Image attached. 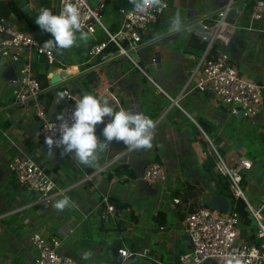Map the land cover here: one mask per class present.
I'll use <instances>...</instances> for the list:
<instances>
[{
    "label": "crops",
    "instance_id": "obj_1",
    "mask_svg": "<svg viewBox=\"0 0 264 264\" xmlns=\"http://www.w3.org/2000/svg\"><path fill=\"white\" fill-rule=\"evenodd\" d=\"M222 1L167 0L168 11L143 35L145 54L139 56L148 75L134 68L125 56L106 62L98 59L99 62L84 70L76 60L66 67L73 76L61 79L55 86L49 82L42 89L40 93L53 94L52 102L44 110L48 118L56 119L64 106L62 89L69 87L76 93L80 88L83 94L89 93L81 85L82 74L96 68L102 79L98 97L108 99L116 110L131 109L153 119L155 129L150 149L130 150L122 142L113 141L100 153L95 166L79 164L74 153L62 155V148L54 147L55 155L49 157L37 125L35 100L27 105L18 103L13 94L15 80L4 77L9 67L17 70L19 63L10 57L0 60V262L33 264L37 252L29 237L34 232L59 238L60 250L80 264H110L121 246L147 251L145 256L130 258L126 264L177 261L190 247L185 239L188 212L209 206L214 194L230 201L219 192L215 166L212 170L206 168L208 156L214 160L212 155L204 154L208 139L229 163L234 164L238 157L252 161L250 168L241 169L243 191L252 205L259 204L264 196V108L254 117L243 116L238 120L232 105L218 100L209 90L198 89L196 81L201 74L193 72L204 50H187L188 39L194 32L168 33L170 20L177 11L182 18L198 15L205 23ZM33 2L28 3L29 11H37L38 15L40 0ZM254 2L245 0L246 10L236 24L248 23ZM56 4L59 12V0ZM132 7L130 0H110L103 11L107 14V25L117 26L118 10ZM31 12L28 19L35 22ZM11 15L16 22L10 16L7 20L14 29L40 39L42 44L52 38L50 33L30 26L26 18H18L13 12ZM256 25L255 30L236 28L228 41L217 37L215 42L218 52L230 53L244 78L262 85L264 98V32L260 30L263 23L258 21ZM106 52L113 56L115 51ZM152 58L156 62H151ZM68 60L72 59L65 62ZM55 70L57 67L49 71L48 79ZM106 89L117 94L121 106ZM109 120L105 117L96 129L98 139L103 140L102 129ZM18 154L34 159L54 179L59 193L49 203L37 202L36 194L21 187L12 176L8 163ZM153 161L165 163L170 174L167 183L150 184L140 179ZM170 185H175L176 191L170 192ZM65 195L72 204L58 212L54 204ZM105 196L114 206L113 214L107 211ZM174 198L180 201L175 203ZM114 201L122 206L115 208ZM103 213L108 220L102 218ZM86 252H91V256L84 260ZM211 262L217 264L215 260Z\"/></svg>",
    "mask_w": 264,
    "mask_h": 264
},
{
    "label": "built area",
    "instance_id": "obj_2",
    "mask_svg": "<svg viewBox=\"0 0 264 264\" xmlns=\"http://www.w3.org/2000/svg\"><path fill=\"white\" fill-rule=\"evenodd\" d=\"M91 1L73 0V3L80 9L83 30L88 32L94 40L89 51L92 58L102 61L100 56L106 52L108 45L113 44L116 48L114 51L127 57L134 68L148 75L139 60L132 56V52H137L143 45V35L152 29L168 11L167 0H163L164 7L151 8L144 13L136 12L133 7L120 8L118 25L114 28H110L101 18L106 7L105 1L99 0L96 7L91 5ZM62 4L63 0H59V11ZM229 8L230 3L216 14L213 25L203 22L205 26L211 28V33L208 38L201 37L206 41V47L193 73L199 71L201 74L196 81L198 89L211 91L218 100L232 105L235 111L238 108L243 109L244 116L251 118L264 108L262 85L244 78L228 51L219 52L217 55L210 53ZM249 18L248 23L236 24V28L255 30L257 29L256 23L259 21L263 23V26L258 28L264 32V0H255ZM0 34L7 35L5 38L0 37V60L10 57L19 63L18 77L14 81L16 85L13 89L15 100L25 105L30 100H35L36 118L40 123L39 132L42 138L45 139L48 135L58 138L60 135L59 121L57 118H48L38 102V95L42 88L32 70L31 58L35 52L38 57L44 55L51 65H59L58 70L65 69L66 62L58 58L53 50L42 49L43 44L40 39L11 27L5 17H0ZM23 56L24 59L21 58ZM151 62H156V59L152 58ZM106 91L120 105L117 94L108 89ZM62 96L64 100L62 113L66 118H70L75 102L80 97L69 87L62 89ZM174 101L177 103V98ZM55 125L57 127L54 128ZM99 126L100 124L96 126V129ZM208 143L204 154L214 157L216 171L227 177L234 195L246 201L252 218L256 220L257 237L260 244L250 245L240 237L238 213L231 211L230 207L228 211H220L209 206H199L190 210L185 218V232L190 238V247L180 254L177 261L168 264H203L205 261L214 262V260L217 264H223L230 255L238 256L241 264H264V196L257 206L252 205L246 199L242 187L241 169L250 168L252 161L238 157L235 163L231 164L219 152L212 140L208 139ZM8 168L21 187L36 194L37 202L47 204L59 193L56 190L54 179L39 163L26 154H18L11 158ZM140 179L150 184H163L170 180V174L165 163L153 161L146 166ZM175 188V185H170L168 189L172 192ZM103 200L107 203V211L113 214L115 209L108 202V197L105 196ZM179 201L178 198H174L175 203ZM102 218L108 220L107 214L103 213ZM29 241L37 252L33 264H80L77 259L60 250L62 241L55 236L46 237L39 232H34L30 235ZM146 254V249L138 251L121 246L117 249L116 259L110 264H126L130 258L142 257ZM0 264L8 263L0 262Z\"/></svg>",
    "mask_w": 264,
    "mask_h": 264
},
{
    "label": "clouds",
    "instance_id": "obj_3",
    "mask_svg": "<svg viewBox=\"0 0 264 264\" xmlns=\"http://www.w3.org/2000/svg\"><path fill=\"white\" fill-rule=\"evenodd\" d=\"M130 3L139 13L164 7L163 0H130ZM35 17L39 28L52 37L43 43L42 49L62 52L76 46L78 40L86 43L90 38V34L83 30L80 9L73 0H63L58 13H54L51 8L42 7ZM183 28L181 14L177 11L170 20L168 30L180 32ZM105 117L110 120L103 127V140H100L96 135V126L103 124ZM57 120L59 137H45L49 157L55 155L54 147L62 148V155L74 153L76 161L85 166H95L100 153L109 148L113 141L122 142L126 149L147 150L152 147L154 139L155 123L150 116L131 109L116 110L108 99L87 92L75 102L70 118L61 113ZM71 204V198L65 195L55 202L54 208L62 212ZM90 256L91 252H86L82 259L87 260ZM223 264H241V261L238 256L230 255Z\"/></svg>",
    "mask_w": 264,
    "mask_h": 264
},
{
    "label": "trees",
    "instance_id": "obj_4",
    "mask_svg": "<svg viewBox=\"0 0 264 264\" xmlns=\"http://www.w3.org/2000/svg\"><path fill=\"white\" fill-rule=\"evenodd\" d=\"M110 0H105L106 7L109 4ZM29 0H25V2H21V0H0V17L7 18V14L14 13L18 18H26L30 26L39 28V26L28 19V15L30 14L31 10L25 13L22 7L25 4H28ZM41 8L47 7L51 8L54 13H58V7L56 1L53 4V0H40ZM40 8V9H41ZM39 12V11H38ZM216 15L208 18L205 20V24L213 25L215 21ZM1 37H7L6 34H0ZM6 35V36H5ZM94 40L90 37L89 40L85 43L83 41H78L76 46H73L71 49L63 50L62 52L53 50L56 56L64 61L67 58H71L72 60L66 61V64H74L76 60L80 63L81 70L87 69L92 65L96 64L98 58L94 59L90 55V45ZM113 44L108 45L106 51L110 49H116ZM206 47V41L200 38L195 33L191 34L188 39V47L187 50L190 52H194L195 50H204ZM211 55H217V42H214L211 48ZM89 58V59H88ZM90 60V61H89ZM89 62V63H87ZM92 63V64H91ZM31 67L34 72V75L40 81L41 88L45 89L49 86V79L48 73L53 67H59L58 64L51 65L46 56L41 55L37 56L36 52L31 58ZM102 82L100 72L96 68L90 69L87 72L82 74V82L81 85L86 91L92 93L93 95L97 96V89ZM76 94L82 98L84 95L80 88H77ZM53 94L50 91L42 92L38 95V100L41 104L43 109L47 108L49 104L52 102ZM206 168L212 170L215 166V160L211 156H208L206 160ZM122 175V173H118ZM216 180H218L219 185V192L220 194L228 197L230 199V210L236 211L238 213V227L240 230V237L250 245H259L260 241L257 237V228L256 225L252 223V215L250 210L248 209L246 201L242 197L235 196L234 193L231 191L229 182L227 181L226 177L222 174L218 173L215 174ZM244 185L243 177H242V187ZM115 208L119 204V202L114 201Z\"/></svg>",
    "mask_w": 264,
    "mask_h": 264
},
{
    "label": "water",
    "instance_id": "obj_5",
    "mask_svg": "<svg viewBox=\"0 0 264 264\" xmlns=\"http://www.w3.org/2000/svg\"><path fill=\"white\" fill-rule=\"evenodd\" d=\"M230 3V8L227 11L225 17H224V23L222 24L220 30H219V34L218 37L220 38H224L225 40L228 41V36H230L231 34H233L234 32H236V23L238 18L240 17L242 12H245L246 8V4H245V0H223L221 2V4L219 5V8L213 12L212 14L208 15V18L216 15L226 4ZM24 12L29 11L30 6L29 4H25L22 7ZM203 19L199 17L198 15H189V16H183L182 18V22L184 24V28L182 31L180 32H168V33H185V32H194L196 35L202 37H210V33H211V28L205 26V24L203 23ZM226 35V36H225ZM145 45H142L139 49H138V53L137 52H132V56L135 57V59L139 60L140 64L141 63V59L139 54H141L142 56H144V47ZM114 57H122V55H120L118 53V51H115L113 56H110L109 53L104 52L101 56L100 59L102 60L101 62H106L109 60H112ZM96 67V66H93ZM73 76L71 70L69 69H60V70H55L53 71V73L51 74L50 78H49V82L51 85L55 86L57 84H59V82L61 81V79H65V78H69ZM4 77L9 80V81H13V80H17L18 74H17V70L15 69L14 66L9 67L5 74ZM235 115L237 117L238 120H240L243 116H244V111L241 108H238L235 111ZM38 127H40V123H37ZM209 207L214 208V209H218L220 211H228L229 207H230V201L219 195V194H214L211 197L210 202L208 203ZM252 223L254 225H256V220L254 218H252ZM185 239H187L188 242H190V238L189 236H185ZM211 261H205L203 264H211Z\"/></svg>",
    "mask_w": 264,
    "mask_h": 264
},
{
    "label": "rangeland",
    "instance_id": "obj_6",
    "mask_svg": "<svg viewBox=\"0 0 264 264\" xmlns=\"http://www.w3.org/2000/svg\"><path fill=\"white\" fill-rule=\"evenodd\" d=\"M21 1L25 2V0H21ZM55 1H57V0H55ZM98 1H99V0H96V1L93 0V1H91L92 3H94V4L91 3V5H94L93 7H96ZM29 2H30V4H31V3H34L33 0H32V1L29 0ZM35 5H36V3H35ZM29 6H30V5H29ZM36 8L38 9V5H36ZM107 9H108V8H107ZM35 12H37V11H32L31 13H33V14L36 16L37 14H35ZM11 14H12V13L7 14L6 16L8 17V16H10ZM11 16H12V15H11ZM11 16H10V18H12V19L16 22L15 18H13V17H11ZM30 17H33V16H30ZM101 18H102V20H103L106 24H108V19H107V14H106V12L102 13ZM17 26H19V25H17ZM19 28H22V27H19ZM223 103H225V102H223ZM225 104H227V103H225ZM216 262H217V261H216Z\"/></svg>",
    "mask_w": 264,
    "mask_h": 264
},
{
    "label": "bare ground",
    "instance_id": "obj_7",
    "mask_svg": "<svg viewBox=\"0 0 264 264\" xmlns=\"http://www.w3.org/2000/svg\"><path fill=\"white\" fill-rule=\"evenodd\" d=\"M93 1V0H92ZM94 1H96V0H94ZM92 3V2H91ZM92 4H94V3H92ZM92 6H94V5H92ZM106 8V7H105ZM6 36V35H5ZM114 47V46H113ZM113 50V49H112ZM89 59V58H88ZM96 59V58H95ZM90 61V60H89ZM97 62H99V61H97ZM87 63H89V62H87ZM92 64V63H91ZM92 67V66H91ZM38 79V78H37Z\"/></svg>",
    "mask_w": 264,
    "mask_h": 264
}]
</instances>
